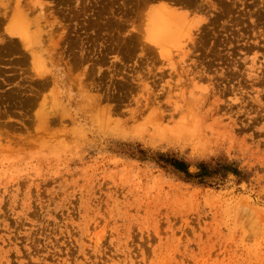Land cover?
I'll use <instances>...</instances> for the list:
<instances>
[{
    "label": "rangeland",
    "instance_id": "374dc122",
    "mask_svg": "<svg viewBox=\"0 0 264 264\" xmlns=\"http://www.w3.org/2000/svg\"><path fill=\"white\" fill-rule=\"evenodd\" d=\"M0 264H264V0H0Z\"/></svg>",
    "mask_w": 264,
    "mask_h": 264
},
{
    "label": "trees",
    "instance_id": "16d2710c",
    "mask_svg": "<svg viewBox=\"0 0 264 264\" xmlns=\"http://www.w3.org/2000/svg\"><path fill=\"white\" fill-rule=\"evenodd\" d=\"M164 159V160H163ZM162 162L165 164V168L170 167L179 177L183 178L187 182H194L196 184H207V180L211 179L216 173L224 172L227 173H235V171L230 164L226 163V165L213 167L207 164L198 165L199 172L191 173L189 168L190 166L183 160L178 159L176 157H162ZM219 166V167H218Z\"/></svg>",
    "mask_w": 264,
    "mask_h": 264
},
{
    "label": "bare ground",
    "instance_id": "6f19581e",
    "mask_svg": "<svg viewBox=\"0 0 264 264\" xmlns=\"http://www.w3.org/2000/svg\"><path fill=\"white\" fill-rule=\"evenodd\" d=\"M156 10H157V9H156ZM171 17H172V16H171ZM178 17H179V16H178ZM162 19H163V18H162ZM171 19H172V18H171ZM176 19H177V18H176ZM180 19H181V18H180ZM186 22H187V21H186ZM182 28H183V27H182ZM167 29H168V28H167ZM167 29H166V30H167ZM174 30H175V29H174ZM174 36H175V35H174ZM178 38H179V37H178ZM178 38H177V39H178ZM157 39H158V38H157ZM174 39H175V38H174ZM182 39H183V38H182ZM172 40H173V39H172ZM166 41H168V40H166ZM176 41H177V40H176ZM159 42H160V41H159ZM171 42H174V41H171ZM179 43H180V42H179ZM172 44H173V43H172ZM176 44L178 45V43H176ZM170 47H171V46H170Z\"/></svg>",
    "mask_w": 264,
    "mask_h": 264
}]
</instances>
